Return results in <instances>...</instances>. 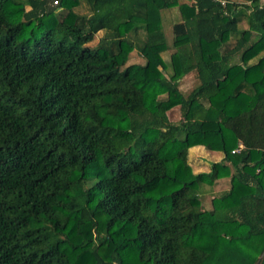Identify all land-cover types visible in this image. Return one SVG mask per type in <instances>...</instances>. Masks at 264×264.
I'll return each instance as SVG.
<instances>
[{
	"label": "trees",
	"instance_id": "obj_1",
	"mask_svg": "<svg viewBox=\"0 0 264 264\" xmlns=\"http://www.w3.org/2000/svg\"><path fill=\"white\" fill-rule=\"evenodd\" d=\"M179 1L0 0V264H264V2Z\"/></svg>",
	"mask_w": 264,
	"mask_h": 264
},
{
	"label": "rangeland",
	"instance_id": "obj_2",
	"mask_svg": "<svg viewBox=\"0 0 264 264\" xmlns=\"http://www.w3.org/2000/svg\"><path fill=\"white\" fill-rule=\"evenodd\" d=\"M261 1V0H259ZM179 2H188L186 0H180ZM76 12L82 13L86 11V7L85 5H80L78 7L75 8ZM161 17H162V28L166 37V40L169 42V44L171 43V39L173 36L172 33V24L180 21L181 20V15H180V11L177 7H173L170 9H163L161 10ZM239 27L240 28H244L246 27V23L244 18H242L239 22ZM102 32H98L94 39L89 43V46L91 47H96L97 46V41L98 38L101 36ZM173 48L169 47L166 51L162 52V57L164 58V60L168 61L169 60V56L171 54V52H173ZM145 62V59L141 56V54L139 52H136L135 50L131 51L129 53L128 56V60L126 62V64H143ZM234 62H238V56L234 59ZM165 73V72H164ZM167 74V71H166ZM226 81V79H223L221 81V83H224ZM198 84V79L196 77L195 72H190L189 74L183 76L180 78V80L178 81V89L180 90L181 93H183L184 95L187 94L192 88H194L195 86H197ZM158 99L161 100H166L167 99V93H160L157 95ZM168 118L171 122H175V123H179L180 119H181V114H180V110L178 106H173L171 107L168 111ZM200 145H194L191 146L188 150V154H189V161L191 164L194 163V159L199 158L198 159V163H200V167L199 168H193V172L196 173H200V172H207L211 169L212 163L214 162H218L220 161V158L223 155V152L219 149H213V150H209L206 147L205 148V152H202V149H194V147H197ZM194 151H200L202 152L201 155L199 157L193 158L194 157ZM222 160V159H221ZM190 165V164H189ZM191 166V165H190ZM195 167V166H193ZM192 169V167H191ZM233 170L231 169V172ZM229 187V178L225 177V178H220L217 182L214 183V186L212 188H208V186H205L204 193H202L200 195V200H201V204H202V208L209 210L212 208L211 206V198L212 195H217L220 192L228 189Z\"/></svg>",
	"mask_w": 264,
	"mask_h": 264
},
{
	"label": "crops",
	"instance_id": "obj_3",
	"mask_svg": "<svg viewBox=\"0 0 264 264\" xmlns=\"http://www.w3.org/2000/svg\"><path fill=\"white\" fill-rule=\"evenodd\" d=\"M260 2H264V0H261ZM179 80H180V79H179ZM198 148H199V149H202V152H203V153L206 151L205 148H204L203 146H201V145H200V146H197V147H194V149H198ZM188 150H189V149H188ZM202 152H200V151H199V152H198V151H194V154H195V155H194L193 158L199 157V156L201 155ZM203 153H202V154H203ZM188 156H189V154L187 155V159H188V163H189V164L191 165V167H192V171L194 170L193 168H199V167H200V163H201V162H200V163L197 162L199 158L194 159V160H193L194 163L191 164L190 161H189V157H188ZM221 159H223V155H222V157L220 158V161H221ZM220 161H218V162H220ZM193 166H195V167H193ZM218 180H219V179H217L216 182H217ZM213 186H214V185H213ZM228 188H229V187H228ZM226 190H227V189H226Z\"/></svg>",
	"mask_w": 264,
	"mask_h": 264
},
{
	"label": "built area",
	"instance_id": "obj_4",
	"mask_svg": "<svg viewBox=\"0 0 264 264\" xmlns=\"http://www.w3.org/2000/svg\"><path fill=\"white\" fill-rule=\"evenodd\" d=\"M220 1H221L222 4H224V2H225V0H220ZM240 148H242V145L241 144L238 145V148L232 150V152H237V151L240 150Z\"/></svg>",
	"mask_w": 264,
	"mask_h": 264
}]
</instances>
